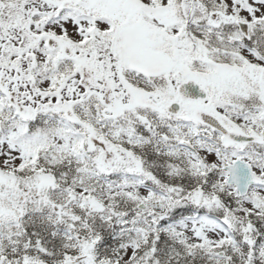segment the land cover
Here are the masks:
<instances>
[{
    "label": "snow or ice",
    "instance_id": "1",
    "mask_svg": "<svg viewBox=\"0 0 264 264\" xmlns=\"http://www.w3.org/2000/svg\"><path fill=\"white\" fill-rule=\"evenodd\" d=\"M0 264H264V0H0Z\"/></svg>",
    "mask_w": 264,
    "mask_h": 264
}]
</instances>
